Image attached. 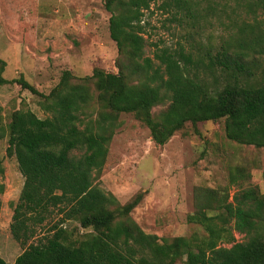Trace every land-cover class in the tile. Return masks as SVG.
<instances>
[{
    "label": "trees",
    "instance_id": "16d2710c",
    "mask_svg": "<svg viewBox=\"0 0 264 264\" xmlns=\"http://www.w3.org/2000/svg\"><path fill=\"white\" fill-rule=\"evenodd\" d=\"M103 1L118 50L117 72L95 67L75 76L64 69L44 94L23 75L6 78L7 63L0 58V85L17 83L48 112L40 117L15 108L4 123L0 107V139L6 138V153L24 177L10 223L22 251L12 264H175L182 257L183 264H264V194L242 184L250 175L243 166L230 168L229 182L238 186L231 201L227 193L206 190L188 215L201 230L169 238L145 232L131 217L142 193L121 204L94 183L122 113L133 114L160 145L188 122L223 118L229 140L264 147V80L254 75L264 35L239 50H219L207 62L184 46L160 48L155 63L145 55V12L160 1L176 14L190 13L199 0ZM244 1L264 13V0ZM164 101L167 107L154 114L152 108ZM76 149L80 155L73 154ZM4 171L0 156V176ZM4 190L0 180V196ZM67 221L77 225L69 229ZM235 232L244 239L236 240ZM0 264L11 263L0 257Z\"/></svg>",
    "mask_w": 264,
    "mask_h": 264
},
{
    "label": "rangeland",
    "instance_id": "374dc122",
    "mask_svg": "<svg viewBox=\"0 0 264 264\" xmlns=\"http://www.w3.org/2000/svg\"><path fill=\"white\" fill-rule=\"evenodd\" d=\"M109 17L103 0H0V58L7 63L3 75L9 79L23 75L47 94L64 69L75 76L89 75L95 67L117 72L118 50L109 34ZM144 21L145 55L155 63L154 52L160 48L184 46L207 62L219 50L233 52L264 35V13L244 0H199L192 12L177 14L157 1L145 12ZM261 55V67L254 74L258 80H264V53ZM38 99L17 83L0 85L3 122L15 108H30L40 117L47 116ZM167 105L164 101L152 112L157 114ZM119 119L94 183L113 193L121 204L142 193L130 215L145 232L169 238L201 230L188 221V215L196 211L208 189L219 196L227 193L231 201L238 189L229 182L233 166H243L250 174L241 180L243 185L257 186L264 194V147L229 140L223 118L194 125L188 122L163 145L152 139L148 127L133 114L122 113ZM6 147V138L0 139L5 167L0 176L5 184L0 196V257L12 264L22 251L10 223L24 177ZM75 225L73 221L64 223L69 229ZM235 238L243 240L244 236L235 232ZM184 258L175 264H183Z\"/></svg>",
    "mask_w": 264,
    "mask_h": 264
}]
</instances>
